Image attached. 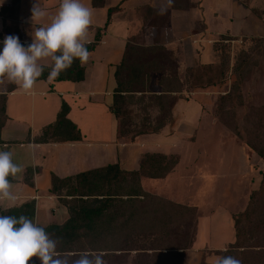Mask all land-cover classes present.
I'll list each match as a JSON object with an SVG mask.
<instances>
[{"label": "crops", "instance_id": "1", "mask_svg": "<svg viewBox=\"0 0 264 264\" xmlns=\"http://www.w3.org/2000/svg\"><path fill=\"white\" fill-rule=\"evenodd\" d=\"M191 1L197 6L179 10L171 9L169 0H81L92 11L86 39L93 42L98 30H103L100 42L84 64V80L40 79L30 92H25L6 78H0V95H7L0 151H11L13 161L24 168L17 178L9 177L11 191L17 199L14 203L0 204V215L19 217L21 214L10 211L34 202L35 214L31 219L35 223L42 227L63 224L70 212L68 204L51 192L53 175L63 179L113 164H119L125 171H136L140 170L145 154H174L178 163L171 172L163 178L143 176L141 185L148 193L197 208L194 243L184 252L179 251L183 257L175 264H208L210 256L222 255L236 241L234 215L243 212L252 192L261 188L264 158L257 152L251 155L242 147L236 150L230 147L233 159L228 160L225 158L227 147L204 146L196 151H182L179 145L192 142L204 112L203 103L190 95L179 98L173 106L171 124L134 141L120 137L121 124L111 110L117 87V66L124 57L128 39L141 29L139 10L146 6L170 8L168 21L172 32L168 38L161 37L160 43L173 51L189 49L185 54L188 53L190 59L186 60L183 54L181 57L185 69L199 62H214L215 35L229 32L240 38H264V21L260 25L253 11L257 6L264 9L262 2L233 0L242 11L243 19L254 21V27L233 31L216 29L212 20L209 22L204 0ZM34 2L36 0H20L19 8L15 9L11 7L13 0H0V50L6 35L18 36L25 45L31 43L33 28L50 24L61 0H40L46 16L33 25ZM118 6L120 9L112 13L109 21V9ZM198 23L202 25L200 30L195 29ZM40 63L51 66L53 62L45 59ZM10 84L15 88L7 91ZM63 101L70 107L68 118L78 126L83 138L34 142L46 126L57 120ZM187 155L191 159L185 162ZM199 164L201 185H186L182 175ZM230 168L233 170L229 171Z\"/></svg>", "mask_w": 264, "mask_h": 264}, {"label": "trees", "instance_id": "2", "mask_svg": "<svg viewBox=\"0 0 264 264\" xmlns=\"http://www.w3.org/2000/svg\"><path fill=\"white\" fill-rule=\"evenodd\" d=\"M19 3L20 0H13L11 7L18 9ZM169 4L171 9L179 10L197 6L191 0H169ZM170 8L157 11L156 8L146 6L143 9H146L149 15L156 12L163 13L165 20L168 21ZM119 9V6L109 9V21L112 13ZM147 17L145 20L148 19ZM102 36L103 30L99 29L95 40L87 44L89 52L95 49ZM254 38L264 42L263 37ZM230 39L232 38L223 36L215 42V54L221 47H225L223 42ZM179 64L174 51L158 40L147 45L137 42L134 36L128 39L124 57L115 72L117 87L111 106V110L121 124V138L134 141L143 134L160 132L173 122V106L179 98L186 97L185 92L206 90L219 86L223 81L224 71L217 73L212 63L199 62L196 66L188 67L185 77L180 74ZM50 70L51 66H46L38 80L47 79ZM152 73L161 74L159 82L161 90L158 93L149 89ZM84 79L85 66L81 65L78 59L56 78L59 81ZM14 88L15 86L10 84L7 91H12ZM238 90V87L232 86L229 92L225 91V94L220 96L223 117L226 124L240 138L244 131L250 136L252 130H255L257 136L246 139V144L264 158V124H261L260 129H250L248 126L244 131L236 125L240 107L233 103H236L235 98L240 101L242 98L238 95ZM148 93L151 104L159 106L160 116L156 119V123L147 116L144 124L140 127L134 126L130 115L132 111L125 108V105L135 102L134 99L138 94L141 96L138 97V101L144 102ZM2 96L3 119H0V142H2L1 129L4 124L7 99L6 94ZM240 101L239 105H243ZM151 104L145 105V109ZM254 109L251 107L245 114L249 124L252 122ZM69 110V105L63 101L57 120L46 126L41 136L35 138L34 142L81 140L83 136L80 129L68 118ZM258 110L264 111L262 107ZM258 117L260 123L262 117ZM177 163L178 157L174 154L168 156L149 153L143 156L141 168L136 171H125L119 164H113L63 179L53 175L51 192L68 204L70 217L63 224L44 227L46 232L53 238H59L58 251L69 254L70 259L78 258V254L84 251L103 252L107 264H129V258H131L130 264H164L166 260L153 257L169 253L183 257L179 251L184 252L192 247L195 240V232L189 233L193 219H187L186 214L196 209L164 200L160 196L146 192L141 185L143 176L163 178ZM262 176L261 188L252 192L246 209L234 215L236 241L222 252L223 256L231 255L234 251L247 254L241 259L242 264H264V172ZM65 187L69 188L63 193ZM10 213L33 218L35 204L29 202L21 208L11 210ZM29 264H40V261L34 257Z\"/></svg>", "mask_w": 264, "mask_h": 264}, {"label": "rangeland", "instance_id": "3", "mask_svg": "<svg viewBox=\"0 0 264 264\" xmlns=\"http://www.w3.org/2000/svg\"><path fill=\"white\" fill-rule=\"evenodd\" d=\"M248 0H242L243 3H246ZM262 2L264 7V0H258ZM257 1V2H258ZM192 2V1H191ZM259 2L256 5H259ZM194 3V2H193ZM197 4V3H196ZM204 5L206 9V17L209 20H212L213 26L219 30H225L230 28L233 31H238L244 27H254V21L245 20L244 15L237 4L233 3V0H204ZM162 8H156L157 11ZM255 15L257 16L258 23L260 24L264 21V9L257 6L253 8ZM217 13V14H215ZM141 15V29L137 32L134 37L137 42L144 43L147 45L153 44L155 41H160L161 37L165 35L168 38L171 35V29L169 31L170 23L165 20L164 14L160 12L149 13L147 14L146 9L139 10ZM148 16V17H147ZM145 17L148 19L145 20ZM233 20H230V18ZM214 20V21H213ZM152 25V26H150ZM246 25V26H245ZM261 25V24H260ZM201 23H198L195 27L196 30H200ZM259 27V26H258ZM262 29V26L259 27ZM226 36L232 38L229 41L226 40L225 47H221L219 51L214 53V70L219 73L221 70L224 71L223 81L219 86L211 87L206 90H197L196 92L190 93L185 92L184 95H190V97L196 98L198 101L202 102L204 105V112L201 118L198 129L196 130L192 142L188 141L181 143L179 145L182 151H196L200 150L204 146H220L222 149H226L225 152L226 159H233V151L231 149H238L242 147L249 151L252 155L254 152L247 144L246 139L249 137L255 138L256 131L252 130V134L249 136L246 131V128L249 126L250 129H260L261 124H264V111H259L258 108L262 107L264 110V42L255 39L254 37H235L229 32L222 35H215L213 42H217L221 37ZM234 38H238L235 40ZM256 38H259L256 36ZM243 39V40H242ZM186 50V51H185ZM189 52L187 48H178L177 51H174L178 62L180 63V74L185 77L187 68H183L181 64L182 54L185 56L186 60H189ZM196 66V65H194ZM185 69V70H184ZM161 79L160 73H152L151 81L149 83V89L151 92L158 93L161 90L159 85ZM232 86L238 87V95H240L243 105H239V101L235 98L233 103L240 107L238 117L236 120L237 127L243 129V135L240 138L237 136L231 128L226 124L223 117V112L220 109L221 99L220 96L229 92ZM194 94V95H192ZM150 94L148 93L145 97L144 102H139L138 97H141L138 94L130 104L125 105L130 113L131 119L133 120V125L141 126L145 123V118L147 116L151 117L153 123L157 122V118L160 116L159 106L157 104H151ZM240 101V102H241ZM151 104L148 109H145V105ZM3 105V96L0 95V119H3V113L1 112V106ZM251 107H254L252 122L249 124L245 118V114L249 111ZM260 114V115H259ZM261 116V122H258L259 117ZM254 120V121H253ZM228 121V120H226ZM131 135L128 137L130 138ZM210 141V142H209ZM179 149V148H178ZM224 155V156H225ZM189 156H186L185 162L190 160ZM201 160V159H199ZM187 169L185 168L184 171ZM233 170V168L228 169ZM188 171V172H187ZM182 176L186 185H201V166L200 164L193 168H188ZM69 187H65L63 193L68 190ZM251 196V195H250ZM163 198V197H161ZM165 200V198H164ZM167 200V199H166ZM197 208L195 211L187 213V219H193V223L189 227V233L194 234L195 232V219L197 218ZM173 232V231H172ZM233 252V251H232ZM232 253L230 256H234L237 259H244L247 254H239L238 252ZM162 260H166L164 264H175L176 260L181 259L176 254H164L161 256L153 257ZM129 258V264L131 262Z\"/></svg>", "mask_w": 264, "mask_h": 264}, {"label": "clouds", "instance_id": "4", "mask_svg": "<svg viewBox=\"0 0 264 264\" xmlns=\"http://www.w3.org/2000/svg\"><path fill=\"white\" fill-rule=\"evenodd\" d=\"M33 25L46 16L40 0L31 8ZM92 23V11L81 0H61L57 14L47 26L33 28L32 41L22 44L16 35H6L0 50V78L30 92L44 72L46 65L40 63L50 59L53 63L47 79H56L69 69L75 60L81 65L88 62L90 52L86 34ZM24 168L13 161L11 151H0V204L14 203L9 177L17 178ZM7 210V209H5ZM59 238H53L45 228L31 218L21 215H0V264H29L36 257L40 264H107L103 252L84 251L78 258L58 251ZM208 264H242L234 256L213 255Z\"/></svg>", "mask_w": 264, "mask_h": 264}]
</instances>
